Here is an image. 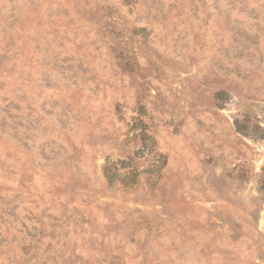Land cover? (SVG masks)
I'll return each mask as SVG.
<instances>
[{"label": "rangeland", "instance_id": "1", "mask_svg": "<svg viewBox=\"0 0 264 264\" xmlns=\"http://www.w3.org/2000/svg\"><path fill=\"white\" fill-rule=\"evenodd\" d=\"M0 264H264V0H0Z\"/></svg>", "mask_w": 264, "mask_h": 264}, {"label": "trees", "instance_id": "2", "mask_svg": "<svg viewBox=\"0 0 264 264\" xmlns=\"http://www.w3.org/2000/svg\"><path fill=\"white\" fill-rule=\"evenodd\" d=\"M148 139H152L151 142H148ZM154 139L150 134H145L143 135V146L142 149L144 152L146 151L147 154L155 153L160 161V164H157V167L155 170L148 169V170H143V172H151L156 173L159 171L163 166L166 165L167 159L165 154L161 152H155V143ZM138 151L134 157H139ZM134 158L128 157L127 159H122L118 161H112L110 159L107 160L106 164L103 167V173L105 178L107 179L108 182L112 183L115 181H120L125 184H134L137 182L138 176L140 175V171L136 170V165L133 163Z\"/></svg>", "mask_w": 264, "mask_h": 264}]
</instances>
